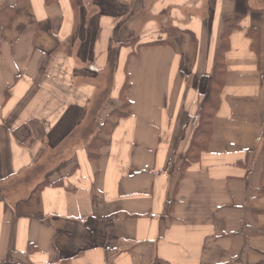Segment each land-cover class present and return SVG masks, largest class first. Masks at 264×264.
Here are the masks:
<instances>
[{"label":"crops","instance_id":"obj_1","mask_svg":"<svg viewBox=\"0 0 264 264\" xmlns=\"http://www.w3.org/2000/svg\"><path fill=\"white\" fill-rule=\"evenodd\" d=\"M0 264H264V0H0Z\"/></svg>","mask_w":264,"mask_h":264},{"label":"trees","instance_id":"obj_2","mask_svg":"<svg viewBox=\"0 0 264 264\" xmlns=\"http://www.w3.org/2000/svg\"><path fill=\"white\" fill-rule=\"evenodd\" d=\"M7 8H9L8 10L10 12L9 14H11L15 10V7H7ZM9 14L6 16L9 17ZM225 47L226 45L223 46V50ZM222 68L223 66L219 67L218 69L219 71L217 72L214 78L215 88L213 89L214 90L213 93L215 95L213 96V98H210L207 101V103L203 106V109L201 110L202 111L200 115L201 123L195 131V143L193 144V146H195V151H197V153L205 149L207 139L211 133V130L209 129V124H210L209 118L212 117V112L216 110L218 107L219 102L216 95H218L222 85V81H221L222 73H220L221 72L220 69ZM199 139H202L201 143H197V140Z\"/></svg>","mask_w":264,"mask_h":264},{"label":"bare ground","instance_id":"obj_3","mask_svg":"<svg viewBox=\"0 0 264 264\" xmlns=\"http://www.w3.org/2000/svg\"><path fill=\"white\" fill-rule=\"evenodd\" d=\"M213 192H215L216 194L218 195H214L213 197H216V196H221V189L219 187H207L203 184H198L197 187L195 188V198H197V204L195 203V208H200L201 210H204L205 207H203V205H205L206 201L208 200L207 198L209 196H212L213 195ZM206 210V209H205Z\"/></svg>","mask_w":264,"mask_h":264},{"label":"rangeland","instance_id":"obj_4","mask_svg":"<svg viewBox=\"0 0 264 264\" xmlns=\"http://www.w3.org/2000/svg\"><path fill=\"white\" fill-rule=\"evenodd\" d=\"M6 13H7V11H6ZM8 14H9V11H8V13L5 14V15H8ZM201 141H202V139H199V140H197V143H201Z\"/></svg>","mask_w":264,"mask_h":264}]
</instances>
